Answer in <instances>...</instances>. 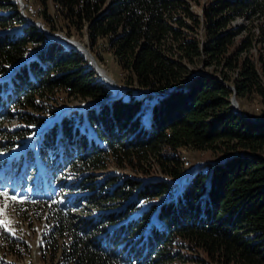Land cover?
<instances>
[{
	"label": "trees",
	"instance_id": "trees-1",
	"mask_svg": "<svg viewBox=\"0 0 264 264\" xmlns=\"http://www.w3.org/2000/svg\"><path fill=\"white\" fill-rule=\"evenodd\" d=\"M33 1L44 29L87 36L98 63L94 47L102 44L123 72L122 85L151 95L117 96L87 57L50 41L23 18L15 0H0V76L31 59L10 88L0 86V117L12 107L55 116L66 100H92L85 111L63 114L43 136L38 154L44 168L53 163L55 172L81 175L114 162L146 174L144 166L153 162L166 177L141 183L114 175L99 184L85 176L69 205L77 202L96 215L81 219L66 204L52 209L58 230L72 238L69 264H264V112L258 117L243 109L254 97L264 105V23L225 32L232 22L264 17V0L203 6L200 0ZM193 5L203 7L200 16ZM204 63L221 81L195 73ZM233 97L253 121L239 115ZM23 116L28 125L42 124ZM183 149L216 159L177 184L185 171ZM20 163L14 160V183L28 176ZM172 193L130 218L138 205Z\"/></svg>",
	"mask_w": 264,
	"mask_h": 264
},
{
	"label": "rangeland",
	"instance_id": "rangeland-1",
	"mask_svg": "<svg viewBox=\"0 0 264 264\" xmlns=\"http://www.w3.org/2000/svg\"><path fill=\"white\" fill-rule=\"evenodd\" d=\"M15 1L24 7V12L20 8L21 12H23V18L25 16L26 19H30L34 25L40 23L37 26L44 29L38 16L41 8L37 3L33 0H27L26 2L24 0ZM208 1L200 0V3L203 6L207 5ZM202 6L193 5L192 9L196 15H201ZM259 23H264V17H257L252 21L241 19L230 23L225 32L230 33L235 27L238 28L241 25L256 28ZM44 32L51 33L46 29H44ZM51 34L58 37L59 40L57 42L63 41L66 46L73 47L76 50L79 49L78 51L83 56L95 61L96 64L94 66L90 60L93 69L97 72V78L104 80L112 88L115 87V90H117V86L125 88L122 85L124 78L123 72H121L113 54L109 53L107 48L103 47L102 44L94 47L95 54H98L97 56L101 59V62L98 63L93 53H91L87 36H83L82 38H78L77 36L68 38L60 36L65 35L63 32ZM67 39L71 40V43L69 42L70 45L67 44ZM33 50L35 49L33 48ZM29 60L31 59L24 60L16 66H11L4 76H0V86L10 88L13 80L15 78L18 79L17 73L21 71L20 68L26 65ZM99 70L105 72L109 80L102 76ZM195 73L202 76L211 75L221 81V74L214 71L211 66L206 67L205 63L200 65L195 70ZM7 90V92H10L9 89ZM7 92L4 90L5 94L3 93V97L7 95ZM50 104H55V102H50ZM92 104H94L92 100L71 98L60 105L55 116L43 115L32 109L12 107L7 108L5 116L0 117V130L3 129L9 132V136L8 134L3 136L2 131H0V264H69V254L72 252V238L69 233H62V230L61 232L58 230V223L55 222L52 209L58 204H66L68 206L66 208H69L68 213L76 215L81 219L82 217L90 219L92 216H95L97 212L89 211L85 206L78 205L77 202H74L75 206L73 207L69 205L70 200L81 194V190H77L74 187L85 176L94 175L96 178L95 181L99 184H102L106 179L114 175H122L126 179H135L141 183L150 179L163 180L166 178L153 162L144 166L146 174H143V172H134L131 169H118L114 162L109 163L106 170L87 172L81 175L72 170H66V168H64V171L59 170L55 172L52 167L53 163L48 165L47 169L44 168L38 154L40 144L44 143L43 136L47 131H50V129L55 128L59 124L58 122L63 114L72 111H85ZM237 104L240 110L238 101ZM243 109L259 117L264 112V105L260 97H254L243 106ZM24 114L34 115L37 119L42 120V124H26L24 122ZM84 128L82 127V130ZM16 131H19V133L24 134L26 137L20 138L15 136V134H10ZM54 131L55 129H52V132ZM180 152L185 171L183 177L176 182L177 184L182 183L186 177L192 175L197 167L216 159L215 156L209 153L194 152L188 149H183ZM15 159H21L20 166L22 170L25 169L26 165L28 166V176L14 183L12 180L15 178L16 169L18 170V167L15 168L16 165H14ZM4 193H7V195H4ZM13 195L17 199H12ZM174 195L172 193L165 195L161 199L149 200L138 205V212L131 214L130 218L135 217L137 213L143 210L161 204L166 199H171ZM183 252H186L188 257L195 256L192 252ZM172 264L194 263L181 261L180 263L174 262ZM197 264L211 263L208 261L201 262L200 260Z\"/></svg>",
	"mask_w": 264,
	"mask_h": 264
},
{
	"label": "water",
	"instance_id": "water-1",
	"mask_svg": "<svg viewBox=\"0 0 264 264\" xmlns=\"http://www.w3.org/2000/svg\"><path fill=\"white\" fill-rule=\"evenodd\" d=\"M19 4V3H18ZM19 6H20V8L22 9V11L24 10L23 8V6H21L20 4H19ZM24 12V11H23ZM23 12H22V14H23ZM24 19L26 20V21H29L30 23H32L33 24V22L30 20V19H26L25 18V16H24ZM37 25H40V23H38ZM48 36H49V38H51V40L50 41H58L59 39H58V37L57 36H55V35H52L51 33H46ZM60 36H62V37H67V36H65V35H60ZM59 36V37H60ZM66 39V38H65ZM67 41V44L68 45H70L69 44V42L71 43V40H66ZM71 48H73V47H71ZM74 50H76L75 48H73ZM76 51H78V50H76ZM79 52V51H78ZM80 53V52H79ZM90 60L93 62V64H94V66H95V64H96V62L95 61H93L91 58H90ZM110 85V84H109ZM115 88V87H114ZM116 89H117V92H118V95L117 96H121L122 94H123V92H127V91H133L136 95H139V96H145V95H151V92H148V91H139V90H137V89H135V88H129V87H127V88H122V87H119V86H117L116 87ZM232 101H233V106H234V108H235V110L239 113V115L241 116V117H243V118H245V119H247V120H249V121H253V120H251L249 117H247L245 114H242V112L239 110V108H238V104H237V101L235 100V97H233L232 98Z\"/></svg>",
	"mask_w": 264,
	"mask_h": 264
},
{
	"label": "bare ground",
	"instance_id": "bare-ground-1",
	"mask_svg": "<svg viewBox=\"0 0 264 264\" xmlns=\"http://www.w3.org/2000/svg\"><path fill=\"white\" fill-rule=\"evenodd\" d=\"M79 50V49H78ZM88 54V53H87ZM98 69V68H97ZM99 72H100V74L102 75V76H104L105 78H107L108 80H109V78L107 77V75H106V73L105 72H102V71H100L99 70Z\"/></svg>",
	"mask_w": 264,
	"mask_h": 264
},
{
	"label": "snow or ice",
	"instance_id": "snow-or-ice-1",
	"mask_svg": "<svg viewBox=\"0 0 264 264\" xmlns=\"http://www.w3.org/2000/svg\"><path fill=\"white\" fill-rule=\"evenodd\" d=\"M4 195H7V193H4ZM12 199H17V197L15 195L12 196Z\"/></svg>",
	"mask_w": 264,
	"mask_h": 264
},
{
	"label": "clouds",
	"instance_id": "clouds-1",
	"mask_svg": "<svg viewBox=\"0 0 264 264\" xmlns=\"http://www.w3.org/2000/svg\"><path fill=\"white\" fill-rule=\"evenodd\" d=\"M125 93V92H124Z\"/></svg>",
	"mask_w": 264,
	"mask_h": 264
}]
</instances>
